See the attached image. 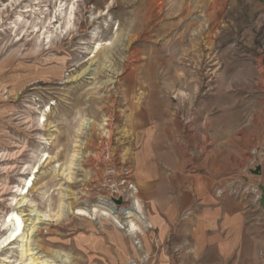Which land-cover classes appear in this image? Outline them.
Returning a JSON list of instances; mask_svg holds the SVG:
<instances>
[{"label": "rangeland", "instance_id": "obj_1", "mask_svg": "<svg viewBox=\"0 0 264 264\" xmlns=\"http://www.w3.org/2000/svg\"><path fill=\"white\" fill-rule=\"evenodd\" d=\"M263 142L264 0H0V238L13 211L24 221L0 264H145L158 252L180 264L172 235L77 208L137 197L148 213L139 167L156 178L163 163L218 171L215 196L228 179L261 186L259 164L246 167ZM109 175L125 189L111 195ZM235 199L264 221L250 198Z\"/></svg>", "mask_w": 264, "mask_h": 264}, {"label": "crops", "instance_id": "obj_2", "mask_svg": "<svg viewBox=\"0 0 264 264\" xmlns=\"http://www.w3.org/2000/svg\"><path fill=\"white\" fill-rule=\"evenodd\" d=\"M139 168L147 181L142 194L149 208L147 213L144 207L149 229L157 230L160 241L173 236V244L181 249L180 264H264V221L255 220L243 201L213 194L218 171L188 174L179 163L175 171L163 163L155 178L148 168ZM256 177L264 186V158ZM187 207L193 209L191 218L176 225ZM146 249H152L147 242ZM145 264L170 263L164 252H158Z\"/></svg>", "mask_w": 264, "mask_h": 264}, {"label": "bare ground", "instance_id": "obj_3", "mask_svg": "<svg viewBox=\"0 0 264 264\" xmlns=\"http://www.w3.org/2000/svg\"><path fill=\"white\" fill-rule=\"evenodd\" d=\"M74 9H75V6L74 5L71 6V12H69L70 21L66 22L67 24L70 23V25H71V20H72L71 18L74 16ZM51 36H52V33L50 32V35H48L47 37L51 38ZM51 41L52 40H50V42ZM102 47H104L103 43L99 42V44L96 47V52L100 51V49H102ZM50 109L51 108H49L48 110H50ZM48 110L44 111V113L40 116V118L38 120V123L40 124V126L45 125V122L47 121V119H46L47 113L46 112ZM87 122H88L87 120H83L84 124ZM89 122H88V124H89ZM92 123H94V120H91V125H92ZM44 155H45L44 159H42V158L39 159L40 163L37 166V168L35 169V167H34V172H32V176L30 178H26L24 186L21 187L20 195H26V193L28 194L31 191V189L34 188L36 173L39 172V167H40L41 162L45 163L51 159L50 154L46 153ZM73 156L76 157L75 154ZM73 160L74 159H72V162H73ZM109 177H113V176H107V179H106L107 181H105V182H109V184L107 183V185L110 189H111V187H113L114 188L113 190H115L116 193H119V192H121V190L125 189V187H120V186L115 185V184L112 186L113 179L110 180ZM103 185H105V184H103ZM113 194L114 193L111 189V195H113ZM136 195H138V194H136ZM107 196H100L101 201L97 204H93V205H90L88 207H78L76 215H80V216H84V217L86 216V217H91V218L94 215L95 216L96 215H102V216H105L108 218H113V220L116 222H120L119 219H120V215L122 214L123 218H126V219L130 218L128 221L124 220L125 223L121 224V225H123L121 227L128 228V231L136 232L139 230L142 232V231H145L147 228L151 227L150 224H148L149 222H148L146 215L144 213L143 205L141 203L142 201H140V198L135 197V200L133 201L132 205H130L131 203L129 204L130 206H125L121 209H116L114 206H111V204L109 203L110 197L109 196L107 197ZM116 198L119 199L118 197H116ZM124 201H129V200L125 199ZM25 202H26V198L24 197V198H22V201L18 202V203L23 205ZM79 203L80 202H76L77 205H80ZM73 204H75V203H73ZM75 208L76 207L71 206V209L73 211L75 210ZM125 215H128V216L125 217ZM134 216L137 217L136 219L139 222L135 221V218L131 219ZM23 222L24 221H23L22 215L16 211H13L4 220L3 229L4 230L8 229V230L6 231L5 235L0 238V250L5 246H8V245L12 246V244L20 238V236L24 233ZM121 222H123V221H121ZM27 252H29V251H27ZM30 259H31L30 264H43L45 262L44 260H46V259H44L43 261L42 260L37 261L38 258L33 259V257H31Z\"/></svg>", "mask_w": 264, "mask_h": 264}, {"label": "built area", "instance_id": "obj_4", "mask_svg": "<svg viewBox=\"0 0 264 264\" xmlns=\"http://www.w3.org/2000/svg\"><path fill=\"white\" fill-rule=\"evenodd\" d=\"M262 158H264V142L262 144L258 143L252 147L250 151V160L248 162V166L246 167L247 170L249 171L252 169H256V167L259 164V161ZM129 188L134 193L139 192V188L135 186L132 182H130ZM126 189H127V186H126ZM224 195H230L235 198L242 199V200L250 198L254 202L253 205L255 206V209L264 210V208L261 207L260 205L261 195H262L261 186L259 183H255L254 181L246 182L244 179H241V178L228 179L224 181L223 183H220V185L216 189L217 197H223ZM192 214H193L192 208L186 209L182 214V218L187 219L191 217ZM137 244L139 245L141 243L138 242ZM262 256H263V262H264V252Z\"/></svg>", "mask_w": 264, "mask_h": 264}, {"label": "water", "instance_id": "obj_5", "mask_svg": "<svg viewBox=\"0 0 264 264\" xmlns=\"http://www.w3.org/2000/svg\"><path fill=\"white\" fill-rule=\"evenodd\" d=\"M261 190H262V195H261L260 205H261V207L264 208V186H261Z\"/></svg>", "mask_w": 264, "mask_h": 264}]
</instances>
